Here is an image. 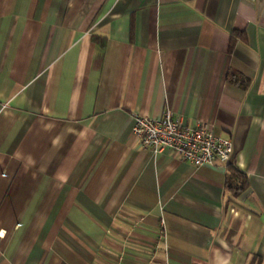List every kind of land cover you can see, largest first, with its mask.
Returning a JSON list of instances; mask_svg holds the SVG:
<instances>
[{"label":"crops","instance_id":"0c3cea01","mask_svg":"<svg viewBox=\"0 0 264 264\" xmlns=\"http://www.w3.org/2000/svg\"><path fill=\"white\" fill-rule=\"evenodd\" d=\"M164 108L242 192L140 146ZM0 264H264V0H0Z\"/></svg>","mask_w":264,"mask_h":264},{"label":"built area","instance_id":"2783aa9c","mask_svg":"<svg viewBox=\"0 0 264 264\" xmlns=\"http://www.w3.org/2000/svg\"><path fill=\"white\" fill-rule=\"evenodd\" d=\"M130 132L143 149L154 153L167 150L192 166L209 164L214 160L226 162L232 149L228 136L212 130L204 122L185 125L168 108L161 110L155 118L134 116Z\"/></svg>","mask_w":264,"mask_h":264},{"label":"trees","instance_id":"16d2710c","mask_svg":"<svg viewBox=\"0 0 264 264\" xmlns=\"http://www.w3.org/2000/svg\"><path fill=\"white\" fill-rule=\"evenodd\" d=\"M233 36L230 37L229 44L231 45ZM230 78L233 81H237L241 84V78L233 74H230ZM247 187L246 175L243 171L238 169L232 163H224V172L222 177V188L228 194L229 198L236 197L240 192H242ZM258 259V257H255Z\"/></svg>","mask_w":264,"mask_h":264}]
</instances>
